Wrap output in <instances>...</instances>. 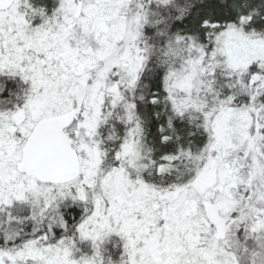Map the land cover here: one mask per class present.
<instances>
[{"label":"snow or ice","instance_id":"snow-or-ice-1","mask_svg":"<svg viewBox=\"0 0 264 264\" xmlns=\"http://www.w3.org/2000/svg\"><path fill=\"white\" fill-rule=\"evenodd\" d=\"M0 264H264V0H0Z\"/></svg>","mask_w":264,"mask_h":264}]
</instances>
